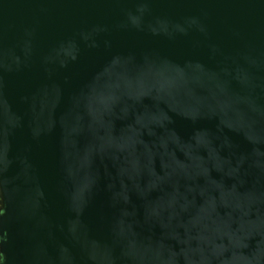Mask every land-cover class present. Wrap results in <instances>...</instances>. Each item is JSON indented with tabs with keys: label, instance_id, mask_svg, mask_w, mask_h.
I'll return each instance as SVG.
<instances>
[{
	"label": "water",
	"instance_id": "water-1",
	"mask_svg": "<svg viewBox=\"0 0 264 264\" xmlns=\"http://www.w3.org/2000/svg\"><path fill=\"white\" fill-rule=\"evenodd\" d=\"M0 264H264V0H0Z\"/></svg>",
	"mask_w": 264,
	"mask_h": 264
}]
</instances>
